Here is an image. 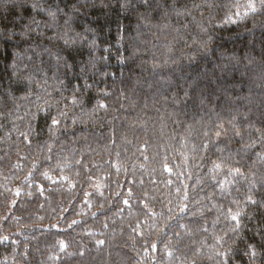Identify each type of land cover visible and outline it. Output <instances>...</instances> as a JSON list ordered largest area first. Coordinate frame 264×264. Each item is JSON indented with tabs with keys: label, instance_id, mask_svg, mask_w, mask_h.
Listing matches in <instances>:
<instances>
[{
	"label": "trees",
	"instance_id": "16d2710c",
	"mask_svg": "<svg viewBox=\"0 0 264 264\" xmlns=\"http://www.w3.org/2000/svg\"><path fill=\"white\" fill-rule=\"evenodd\" d=\"M253 23L255 28L245 31ZM128 24L121 18L105 26L106 51L98 53L101 60L89 74L98 73L94 87L108 92L100 100L106 107L98 120L90 113L94 124L64 134L75 143L53 148L48 159L33 165L30 138L17 139L15 116H0L5 125L0 128V264H201L191 258L211 240L205 229L213 228L206 224L213 213L210 205L195 203L193 163L204 147L198 143L203 132L213 123L227 127L228 117L214 110L207 96L216 69L204 64L160 69L159 54L153 59L140 50L134 56ZM131 35L143 39L138 32ZM231 36L238 47L264 48V10ZM17 51L23 56L22 49L0 46V83L34 71L25 67L27 58L17 60ZM252 71L256 82L264 79V72ZM21 96H9L5 113ZM21 142L29 149L19 151ZM246 211L254 219L245 221L247 243L239 246L247 250L252 244L258 255L251 260L264 264V246L254 231L264 208ZM164 220L167 225L158 231ZM241 256L237 264H249L250 255Z\"/></svg>",
	"mask_w": 264,
	"mask_h": 264
},
{
	"label": "clouds",
	"instance_id": "9594fccd",
	"mask_svg": "<svg viewBox=\"0 0 264 264\" xmlns=\"http://www.w3.org/2000/svg\"><path fill=\"white\" fill-rule=\"evenodd\" d=\"M253 2L255 11L250 7ZM31 3L32 0H2L0 4V46L22 49L23 55L27 53L31 57L26 68L43 69L31 81L25 79L27 73L7 84L0 83V92L11 88L13 96L23 93L18 98L20 102L7 113L4 109L9 96L6 92L0 95V116H15L11 123L17 139L21 134L26 141L30 138L33 154L29 163L36 165L48 159L53 148L75 143L71 136L65 140L64 134L87 128L89 123L94 124L101 118L103 109L98 107V101L105 97L95 87L83 86L82 81L89 79L90 74L82 75L81 67L93 61L100 62L98 53L106 51L102 45L108 39L105 26L114 20L126 19L130 33L127 39L131 40L134 56L140 50L150 52L153 59L159 54L160 69L201 64L216 69L207 96L213 109L228 117L223 122L227 127L218 128L213 123L198 142L204 147L193 163L197 180L192 192L195 203L211 206L208 211L213 216L206 224L212 223L213 228L205 229L211 234V240L200 245L205 251L195 253L191 259L201 264H229V261L237 264L242 260L241 252L247 255V251L239 245L247 242L244 239L242 242L232 232L226 219L227 209L235 207L236 201L244 202L252 188L250 181L255 182L256 193L264 196V166L257 163L254 155V152H264V145L257 142L255 150L245 148V143H253L248 139L247 120L241 117L237 124L241 136L235 135L229 120L234 111L248 112L255 120L264 114V79L256 82L252 71L264 72V48L238 47L231 33H238L250 17L264 10V0H55L54 4L46 0V6L56 7L58 16L56 27L44 29L42 34L25 29ZM176 8L183 9L182 13L177 15ZM90 10H98V15H89ZM38 12L39 9L33 10L31 16L37 17ZM66 16L71 17L69 23H65ZM40 17L43 27L47 18ZM252 28H255L254 23L245 31ZM132 32H138L143 39L131 35ZM65 34L70 38L68 42ZM42 49L57 53L63 63L59 66L47 63L44 55L37 58L34 54ZM16 55L21 56V52L17 51ZM204 87L209 86L205 83ZM249 97L255 103L249 104ZM90 113H95V120L89 119ZM53 120L58 123L53 124ZM4 127L0 123V128ZM10 135L6 136L5 143ZM21 143L19 151L29 149L28 143ZM218 147L223 151H217ZM217 163L221 166L219 170L214 167ZM237 168L239 171L235 172ZM223 180L231 183L222 189L220 182ZM178 211L179 205L173 210V218ZM167 223L168 220H164L158 231H163ZM217 224L220 225L218 229ZM249 264H255L251 257Z\"/></svg>",
	"mask_w": 264,
	"mask_h": 264
},
{
	"label": "snow or ice",
	"instance_id": "6c2138e0",
	"mask_svg": "<svg viewBox=\"0 0 264 264\" xmlns=\"http://www.w3.org/2000/svg\"><path fill=\"white\" fill-rule=\"evenodd\" d=\"M250 7L252 8L253 11H255V3L253 2L250 4ZM35 9H39V12L37 13V17L44 16L47 18L46 22L43 24V27L41 26V20L38 19L37 17H32L31 12ZM62 11V10H61ZM183 9L181 8H176L175 12L177 15L181 14ZM27 14L30 17L25 22V29L26 30H31L32 32H35L37 34H42V31L44 29H50L53 27H56L57 24V16L58 12L56 7L53 6H46V0H32L31 7L27 9ZM71 21L70 16L65 17V23H69ZM163 27H167V25H164ZM65 39L66 42L70 39L67 37L65 34ZM94 46V42H92V45ZM120 47H125L124 44H120ZM37 58L47 55L48 56V61L47 63L53 64V65H61L63 63V58L59 56L57 53L52 52L50 49H42L40 52L34 54ZM110 55V53H109ZM25 58L31 60V57L27 55V53L23 56L18 55L17 60L18 61H23ZM109 57H103V60L105 63H107ZM130 59V57H126L124 59H120L118 62L121 65L126 66L127 60ZM96 62H90L88 65L82 66L81 67V74L82 75H88L90 72V67L95 68ZM13 71H17L18 65H12ZM43 69H36L34 71L28 72L27 76L25 77L26 80L31 81L35 79L36 73L37 72H42ZM98 73L93 72L90 76L89 79L83 80V86L85 88H93L96 84V76ZM104 75H111L110 73H104ZM91 81V83L89 82ZM0 88H2V85H0ZM6 92L8 96H13L12 89L9 88L7 91L4 90V92H0V95H3ZM103 95L107 96L108 92L107 91H102ZM248 103L253 104L255 103L254 99L252 97L248 98ZM19 107V106H17ZM98 107L99 108H105L106 105L103 104L102 102L98 101ZM261 118L259 120H254L250 118V113L248 112H239V111H234L231 119L229 120V123L232 125V129L235 132L236 136H241V131L237 127V117H244L247 120L248 123V129H249V135L248 139L253 140V143L248 144L245 143V148L247 149H252L255 150L257 147V142H259L260 145H264V114H260ZM58 121L53 120V124H57ZM257 124L260 125V127H257ZM218 128H222V124L217 125ZM220 133L218 132L217 135ZM23 136V134H21ZM217 151H223L222 147H218ZM233 157L235 154H231ZM254 155L256 156L257 163L261 166H264V152H254ZM215 169L219 170L220 169V164L217 163L214 165ZM239 169H235V172H238ZM46 175V174H45ZM231 182L228 180H223L220 182L221 188H226ZM250 184H252V188L249 189L248 194L244 198V202L241 203L239 201L234 202L235 207H231L227 209V216L226 219L229 221L231 230L232 232L241 239L243 242L244 239V234H245V229L247 228V224L245 221H251L254 219L253 215L249 212L246 211L247 208L249 207H254V208H264V196H261V199L257 200L256 197V184L254 181H250ZM264 186V185H262ZM19 195V193H17ZM259 223L255 227L254 231L256 234L260 236V241L262 246H264V214H262L260 217H258ZM255 237H253L254 239ZM247 254L250 255V257L254 258L258 255L257 250L252 244H248L247 246ZM230 264V261H229Z\"/></svg>",
	"mask_w": 264,
	"mask_h": 264
}]
</instances>
